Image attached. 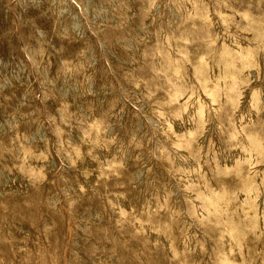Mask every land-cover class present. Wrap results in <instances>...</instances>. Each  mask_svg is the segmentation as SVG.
<instances>
[{
	"label": "rangeland",
	"instance_id": "374dc122",
	"mask_svg": "<svg viewBox=\"0 0 264 264\" xmlns=\"http://www.w3.org/2000/svg\"><path fill=\"white\" fill-rule=\"evenodd\" d=\"M0 264H264V0H0Z\"/></svg>",
	"mask_w": 264,
	"mask_h": 264
}]
</instances>
